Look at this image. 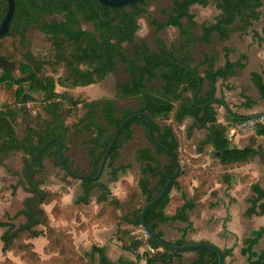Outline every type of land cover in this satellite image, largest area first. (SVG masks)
<instances>
[{
	"label": "trees",
	"instance_id": "16d2710c",
	"mask_svg": "<svg viewBox=\"0 0 264 264\" xmlns=\"http://www.w3.org/2000/svg\"><path fill=\"white\" fill-rule=\"evenodd\" d=\"M150 1L144 0L123 7H101L97 0H15L12 25L8 34L0 38V90L12 100L0 108V165H5V160L13 152L20 151L26 157L31 156L53 137L61 139L64 158L69 164L66 153L71 125L66 117L72 114L76 117L72 125L79 127L76 132L90 134L84 142L90 164L94 167L87 174L94 175L121 122L133 112H144L153 122L155 137L181 163V170L171 188L147 211L145 218L159 238H163L158 230L159 224L169 220L188 223L183 237L174 242L187 244L194 242L187 239L186 232L193 227L192 211L199 201L216 182H230L228 170L247 162L256 153L251 146H234L233 141L227 137L230 125L242 117L233 119L229 124L220 123L215 105L218 81L236 75L237 69L244 67V63L241 58L231 61L227 53L225 64L221 67H217V56L213 53L205 54L196 63L195 46L198 42L211 43L215 34L219 40H226L236 30H248L260 19L263 0H172L170 7L161 10L164 18H152L151 25L156 33L169 26L175 27L179 36L167 42L158 35L156 49H152L146 39L137 37L139 20L148 12ZM212 2L219 13L213 21L203 22L201 33L198 34L196 15L191 6L198 4L206 7ZM4 6L0 22L6 11ZM57 14L61 15L59 19H49ZM82 21L91 22L93 29L82 27ZM29 27H35L49 36L51 46L48 56L39 57L30 50V41L26 35ZM254 35L258 33L254 31ZM15 40L26 48L19 59ZM119 64L125 67L128 77L117 83L114 97L86 100L70 94L69 89L89 86L118 71ZM12 66L19 68L18 76L14 75ZM48 66H55V70L61 67L63 75L55 77L48 74ZM252 80L260 97L264 99V70L253 72ZM35 92L40 93V96H34ZM117 100H135L136 104L118 106ZM34 101L41 102L43 111L50 115V119L42 117L40 112L31 114L27 104ZM252 102L248 99L244 105L249 106ZM18 103L23 105L19 106ZM76 109L81 113H75ZM22 117L27 118V125L25 135L20 137L17 123ZM187 118H192L188 134L194 129H205L207 133L200 142L199 156L184 160L181 124ZM133 125L144 127L149 144L136 150L140 162L138 177L135 184H128L125 196L121 199L113 195L106 184L79 180L82 193L74 200L72 208L60 204L53 207L52 212L56 218H71L74 208L90 204L91 192L98 188L101 193L97 201L101 207L92 216V220L118 224V237L126 248H137L145 242L153 247L154 252L145 251L149 264L169 262L173 255L180 252L174 253L162 248L149 236L144 238L135 232L142 228L140 214L144 205L163 189L176 168L169 156L149 140L147 123L143 117L134 118L123 128L112 148L106 168L111 169L112 179L117 180L118 174L132 167L130 163H116L123 145L133 136ZM258 133H263V130ZM211 151L214 153L210 154ZM45 157L51 158L55 165L61 167L55 141L38 159L31 162L30 168L38 167L41 172L44 171ZM194 180L197 185H193ZM249 186L255 196L248 212L264 214V188L255 182ZM187 187L193 188L192 197L184 191ZM173 191H181V194L173 195ZM41 202H50L47 193H43ZM169 207L174 209L173 214L166 212ZM18 213H25L29 222L16 227L11 221L13 216L8 212H5L7 220L0 217V227L7 228L1 235L4 251L19 253L27 264H93L92 257L84 256L76 249L68 228L51 225L41 210L30 214L25 208ZM39 224L45 226L46 230L34 228ZM41 234L47 239L44 251L50 255L48 258H42L31 241ZM263 235L264 228L256 230L243 241L242 253L248 255L247 264H264V247L259 252L255 250ZM196 251L198 257L194 264L218 263L217 254L213 250L200 248ZM222 251L227 257L233 249ZM92 252L100 256V264H135L124 259L116 262L110 260L105 248L97 244L93 245ZM2 264L17 263L6 257Z\"/></svg>",
	"mask_w": 264,
	"mask_h": 264
},
{
	"label": "crops",
	"instance_id": "0c3cea01",
	"mask_svg": "<svg viewBox=\"0 0 264 264\" xmlns=\"http://www.w3.org/2000/svg\"><path fill=\"white\" fill-rule=\"evenodd\" d=\"M210 5L211 4L203 7L194 4L191 6V9L194 6L207 8ZM215 9L216 12L210 22L213 21L215 16L219 13V10L216 7ZM201 24L202 22L200 23V26ZM263 27L261 29L249 28L246 31L236 30L226 40H219L218 36L215 34L211 43L205 44L198 42L195 46L196 63L201 61L205 54L212 53L217 56V67H221L225 64L227 58L226 53L231 61H237L241 58L244 63V67L237 69L236 75L230 77L228 80H219L218 82V91L215 97L217 100L215 101V105L218 109V122L220 123L229 124L235 118H245L255 113L264 112V99L260 97L259 91L252 80L253 72H262L264 70ZM254 31L258 33L257 36L254 35ZM200 33L201 30L198 34ZM219 43L220 46H218ZM200 53L202 54V57ZM201 68L203 69V67ZM242 73L245 75H242ZM201 74H203L202 71ZM241 75L244 76V78L240 79L239 77ZM247 87L250 89L251 93L248 92ZM248 99H251L253 102L251 105L246 106L244 103ZM228 108H230V110ZM191 123L192 118H187L181 124V128L183 129V145L181 150L185 153L186 160H189L190 157L195 158L199 156L200 142L206 137L207 133L205 129H194L188 134L187 129ZM136 128L138 130L139 125ZM232 141L233 145L238 148L251 146L256 153L247 162L228 170L227 173L230 176V182L224 180L216 182L208 194L199 201L192 211L191 220L193 227L186 232V237L188 240L194 242L213 243L221 249L232 248V253L225 257V264H247L248 255L242 253V248L244 246L243 241L246 238L251 237L256 230L264 228V214H250L248 212V209L251 207V201L255 196L254 191L249 186L250 183H258L264 188V133H240L236 135ZM213 153V151L210 152V154ZM122 156L123 154L121 152L119 158L121 159ZM118 161L116 163L117 165L121 163H129L125 161H119L118 163ZM69 163H71L70 159ZM87 164L90 167V171L92 169L90 157ZM138 165H140L139 161ZM5 171H8L10 175L15 173L7 167L6 163L5 165H0V175H5ZM107 172L108 175H110L111 169L106 168L103 176H106ZM120 179H122V177ZM120 179L119 174L117 180H113L111 177L113 182L116 181L114 185H118ZM245 179L247 180L244 181ZM100 180L101 183L104 184L102 178H100ZM193 185H197L196 180L193 181ZM112 191L113 195H116L121 199L126 194V192H122V190H120V192L117 190L116 192L114 191V188ZM184 191L189 197H192V187H187ZM81 193H79V195ZM100 193L101 192H91V201L89 205L96 204L97 207L98 205H101V203L97 201V197ZM172 194L180 195L181 191L172 192ZM174 206L173 203V207ZM166 212L168 214H173L174 209L169 207L166 209ZM86 219L87 218L84 217L82 218V221ZM82 221L71 223L68 229L73 235L76 249L82 255L92 257L93 264H100V256L92 252L94 244L103 246L108 258L114 262L124 259L127 261H133L135 264H149L145 251L149 250L151 252L152 247L145 242L137 248H126L123 241L118 237V224L101 223L99 221H95L94 223H84ZM82 224L84 225L81 226ZM187 227L188 223L179 220H169L159 224L158 230L162 233L165 240L175 242L183 237L184 230ZM143 231V228H139L136 229L135 232L146 238L148 235H144ZM44 237L46 239V236ZM31 241L36 246V240L31 239ZM46 244L47 239L43 244L42 251H40L37 246L35 248L42 258H46L44 253V247ZM263 247L264 235L255 246V250L259 252ZM197 257L198 252L196 250H187L182 251L177 255H173L169 262L157 261L155 264H194Z\"/></svg>",
	"mask_w": 264,
	"mask_h": 264
},
{
	"label": "rangeland",
	"instance_id": "374dc122",
	"mask_svg": "<svg viewBox=\"0 0 264 264\" xmlns=\"http://www.w3.org/2000/svg\"><path fill=\"white\" fill-rule=\"evenodd\" d=\"M172 4V0H151L148 5V12L144 14L140 20V28L137 32V37L139 39H146L151 46L152 49L157 48L156 37L159 35L164 38L167 42L174 41L179 36V31L177 28L169 26L159 33H156L154 27L151 25L152 18L163 19L164 16L162 15L161 10L163 8H168ZM196 14V19L198 21V25L196 28V32H200V23L203 21H210L216 9L211 3V5L207 8H203L200 6H194L191 9ZM61 15H52L49 19H59ZM82 27L87 29H93V25L91 22H81ZM264 26V0L263 5L261 7V16L260 19L255 21L253 25L250 27L261 29ZM27 39L30 41V50L34 52L39 57L48 56L49 55V48H50V38L49 36L45 35L44 33L40 32L35 27H29L27 30ZM12 41V38H10ZM15 47L17 49V58L19 59L20 56L25 52L26 48L18 43V40H15ZM7 45V42L4 43ZM220 46V43L218 44ZM10 47V46H9ZM8 47V48H9ZM202 47V46H201ZM203 48V47H202ZM201 57L202 54L200 53ZM55 66H48L47 73L58 77L59 75H63V69L58 67L57 70L54 69ZM14 75L18 76L20 74L19 68L16 66H12ZM201 71L203 69L201 68ZM203 73V72H202ZM1 74V70H0ZM242 75H245L242 73ZM240 76L239 78L242 79L244 76ZM128 75L126 73L125 67L122 64H119V70L108 74L104 79L101 81L91 84L86 87H77L73 89H69L70 94H72L77 99H86V100H94V99H101L104 97H114L116 94V85L117 83L127 79ZM219 82V81H218ZM61 89V88H59ZM248 92L251 93L250 89L247 87ZM218 91V90H217ZM255 93V92H254ZM253 93V94H254ZM34 96L39 97L40 93L35 92ZM12 100L8 99V95L3 93L0 90V108L3 107L6 103ZM118 106H133L136 104L135 100H117ZM19 106H22L23 103H18ZM27 108L30 110L31 114L35 115L36 113L40 112V115L46 119H50V115L43 111L41 107L40 101H34L27 104ZM76 111V112H75ZM74 112L80 114L77 109ZM66 119L71 125V131L68 136L67 140V156L70 159L75 170L84 171L88 173L90 167L88 166L89 157L86 150L85 140L88 139L90 134H78L76 130L79 127H75L72 125L74 121H76V117L74 115L67 116ZM26 125H27V118L22 117L18 120L17 123V131L20 137H23L26 133ZM138 125H133V136L132 138L123 145L121 152L123 156L119 161L129 162L132 167L127 170L123 174H119L120 181L118 185H114L116 183L111 180V176L107 175L102 177V181L104 184L108 185L109 189L112 191L126 192L128 184H135L137 177H138V161L136 158V148L141 145H148L149 141L145 135L144 127L139 125V129L137 130ZM183 131V129H182ZM183 153V152H182ZM27 157L20 151L11 153L5 163L7 167H9L14 174L10 175L8 171L5 175H0V217L1 219L7 220L5 216V212H8L10 216H13L11 219L14 222L16 227H19L21 224L29 222L28 217L25 213H18L19 211L24 210L28 207L31 210H41L43 214H45L51 223V225L55 227H63L68 228L70 227L71 223L73 222H81L82 218L86 217V220L89 221H82L84 223L88 222H95L92 220V216L99 210L101 205L98 207L95 205H81L78 208H74L71 218H56L53 215V207L60 206V204L66 208H72V204L74 200H76L79 193L82 192L81 182L70 176H67L66 179L63 178L65 175L64 170L55 165L54 161L49 158H43V163L45 165L44 171L40 174L34 172L33 179H40V188L43 192L47 193L50 197V202H41L38 199L33 201H28L27 205L25 204V199L29 196H38L37 193L33 192V187L29 184V182L23 177L22 170L25 164ZM164 161L166 160L165 157H162ZM183 159L185 160V153H183ZM118 161V163H119ZM108 171V169H107ZM124 176V177H123ZM69 181V183H68ZM93 192H99V189H95ZM176 192V191H173ZM67 196V197H66ZM72 212V211H71ZM18 214V215H17ZM34 228H42V230H46V227L42 224L35 225ZM7 230L6 227H0V264L5 261V258L8 257L14 260L17 264H27L21 258L19 253H15L14 251H4L3 243L1 240V235L3 232ZM44 234H41L37 238H32L36 240V246L42 251L43 244L45 243L46 239ZM42 245V246H41ZM35 246V244H34ZM35 246V248H36ZM41 247V248H40ZM45 253V252H44ZM46 258L50 255L45 253Z\"/></svg>",
	"mask_w": 264,
	"mask_h": 264
},
{
	"label": "water",
	"instance_id": "95a60500",
	"mask_svg": "<svg viewBox=\"0 0 264 264\" xmlns=\"http://www.w3.org/2000/svg\"><path fill=\"white\" fill-rule=\"evenodd\" d=\"M97 1L100 3L101 7L102 6L123 7V6L133 4V3L142 2L144 0H97ZM5 2H6L7 10H6V13L3 16L1 22H0V38H2L3 36L8 34L10 27L12 25V22H13V17H14L15 7H16L15 0H5ZM216 100L217 99H215V101ZM228 109L230 110V108H228ZM261 115H264V112L255 113L253 115H250L249 117H257V116H261ZM136 117H143L146 120V123H147L146 132H147L149 140L154 145H156L157 147L162 149L169 156V158L173 161V163L176 166L175 171L168 178L163 189L159 193H157L149 202H147L144 205V207L141 211V214H140V221H141L142 228L147 232V235L150 237V239L162 248L169 249V250L173 251L174 253L187 251V250H197L200 248H207V249L213 250L217 254V258H218L217 264H225L224 253H223L222 249L219 248L217 245L210 243V242H192V243H187V244H176L174 242H169L168 240H165L163 238H159L156 235V233L154 232V230L147 223L146 218H145L147 211L169 191L174 180L176 179L177 175L179 174V172L181 170V163L177 159V157L174 155V153L168 147H166L164 144H162L155 137L154 132H153V122H152L150 116L144 112H133L132 114L127 116L121 122L119 127L116 129L113 137L111 138V140H110V142L106 148V151H105V153L101 159L99 167L96 170L94 175H90L87 173H80V172H76L75 170H73L64 158L61 139L58 137H53V138L49 139L40 148V150H38L36 153L32 154L31 156L27 157L25 164H24V167H23V170H22L23 177L36 188V190L40 194L37 198L39 200H41V196L43 195L44 192L42 191L40 186L37 184V182L32 179V177L30 176L28 171H29L31 162L34 161L35 159H38L39 156H41V154L46 150V148L52 142L55 141L57 143L58 161H59L61 168L65 172L64 178H66L67 176H70V177L76 178L78 180H88L90 182H95V181L99 180L101 174L103 173V171L106 167L107 161H108L110 154H111V151H112V148H113L117 138L119 137L121 131L130 121H132ZM217 154L219 155L220 152H217ZM39 172H41V170ZM68 183H69V181H68ZM27 200H28V198L25 199V202H27Z\"/></svg>",
	"mask_w": 264,
	"mask_h": 264
},
{
	"label": "built area",
	"instance_id": "2783aa9c",
	"mask_svg": "<svg viewBox=\"0 0 264 264\" xmlns=\"http://www.w3.org/2000/svg\"><path fill=\"white\" fill-rule=\"evenodd\" d=\"M263 130L264 133V115L257 117H245L234 121L228 130L227 137L229 140H234L235 136L240 133L246 132H258ZM144 235L147 236V232L143 231ZM155 249L152 247L151 252H154Z\"/></svg>",
	"mask_w": 264,
	"mask_h": 264
},
{
	"label": "flooded vegetation",
	"instance_id": "af4514ba",
	"mask_svg": "<svg viewBox=\"0 0 264 264\" xmlns=\"http://www.w3.org/2000/svg\"><path fill=\"white\" fill-rule=\"evenodd\" d=\"M4 5H6V2H4V0H0V13L3 11V8L5 7ZM6 10H7V6H6ZM5 13H6V11H5ZM5 15V14H4ZM40 162V161H39ZM69 165H70V167L73 169V170H75V168L73 167V165H72V163H69ZM94 166H92V168H93ZM97 170V169H96ZM96 170H95V172H96ZM105 170H106V167H105V169H104V171H103V173L101 174V176H100V178H102V176L104 175V172H105ZM40 171V169L38 168V167H33V168H29V171H28V173H30V176L32 177V179H33V174H34V172H36L37 174H40L41 172H39ZM90 172V171H89ZM65 176V175H64ZM64 176H63V178H64ZM100 178H99V180H97V181H95V182H97V184H102L101 183V180H100ZM64 179H66V178H64ZM34 181H36L37 182V184L40 186L42 183H40V179H33ZM29 184L33 187V192L34 193H37L38 194V196L40 195L39 194V192L36 190V188L29 182ZM98 189V188H97ZM43 191V190H42ZM38 196H29V197H27L28 198V200H27V202L28 201H33V200H35V199H38L37 197ZM38 201H41V200H39L38 199ZM27 202H25V204L27 205ZM27 208V210H28V212L30 213V214H33V213H35L36 212V210H31V209H29L28 207H26Z\"/></svg>",
	"mask_w": 264,
	"mask_h": 264
}]
</instances>
